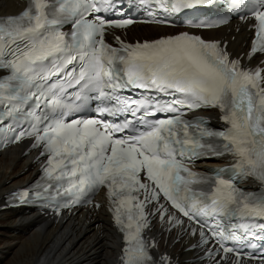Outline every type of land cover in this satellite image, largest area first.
Masks as SVG:
<instances>
[{"label": "snow or ice", "instance_id": "6c2138e0", "mask_svg": "<svg viewBox=\"0 0 264 264\" xmlns=\"http://www.w3.org/2000/svg\"><path fill=\"white\" fill-rule=\"evenodd\" d=\"M132 8L147 14L143 22L173 27V15L224 10L215 23L183 21L189 29L239 14L255 31L248 61L264 56V0H29L0 17V124L28 122L0 146L30 138L46 163L11 200L59 214L104 191L123 235L120 264H172L167 254L156 260L155 240L144 238L157 218L162 231L196 238L191 248H203L209 264H264V253L243 251L264 239V59L250 68L195 31L130 43L113 35L119 47L111 46L110 30L138 22L125 14ZM209 108L219 109L223 129L188 115ZM229 156L212 175L188 167ZM249 178L261 187L237 186Z\"/></svg>", "mask_w": 264, "mask_h": 264}, {"label": "bare ground", "instance_id": "6f19581e", "mask_svg": "<svg viewBox=\"0 0 264 264\" xmlns=\"http://www.w3.org/2000/svg\"><path fill=\"white\" fill-rule=\"evenodd\" d=\"M18 11L16 3L0 0V15ZM216 33L229 41L231 49L236 42L242 47L246 36L243 29L237 34L232 31L227 35L221 30ZM232 36L234 42L230 41ZM33 170L29 158L22 157L21 150L0 153V199L31 179ZM161 244L164 251L177 257L179 264H188L184 260L191 258V254L183 253L185 246L172 245L170 238L163 237ZM119 248L118 237L103 210L95 214L80 212L58 223L32 213L0 211V264H115Z\"/></svg>", "mask_w": 264, "mask_h": 264}]
</instances>
